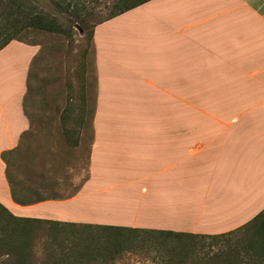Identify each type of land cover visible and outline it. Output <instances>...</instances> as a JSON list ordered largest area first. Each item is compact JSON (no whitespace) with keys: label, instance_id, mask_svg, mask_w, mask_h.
Wrapping results in <instances>:
<instances>
[{"label":"crops","instance_id":"1","mask_svg":"<svg viewBox=\"0 0 264 264\" xmlns=\"http://www.w3.org/2000/svg\"><path fill=\"white\" fill-rule=\"evenodd\" d=\"M96 2L113 16L92 33L89 177L62 190L12 175L37 51L12 40L0 69L23 63L0 72V204L32 223L193 234L264 212V0Z\"/></svg>","mask_w":264,"mask_h":264},{"label":"rangeland","instance_id":"2","mask_svg":"<svg viewBox=\"0 0 264 264\" xmlns=\"http://www.w3.org/2000/svg\"><path fill=\"white\" fill-rule=\"evenodd\" d=\"M16 1L25 3L27 0ZM82 1L87 10L93 12L88 16L91 28L87 31H79L74 26L69 34H63L29 26L18 31L13 39L37 47L28 67V76L33 77L28 101L33 127L22 139L19 149L8 156L12 175L22 177L26 185L33 187L49 184L50 188L67 190L89 177L90 130L87 126L83 130L80 127L82 122L89 121L93 103L90 32L107 10L96 0ZM32 6L36 12H54L59 20L66 16L53 0H33ZM7 56L10 58L9 54ZM22 63L2 67L0 72L16 66L20 71ZM80 131L83 137L78 142ZM7 218L10 217L6 213L0 215L3 241L8 235L2 232L1 225L8 227ZM29 225L20 237L27 242L19 246L31 253V259L24 264H51L50 255L54 253L59 257L63 254L76 257L77 264H215L211 257L218 253L226 256L230 251L227 256L230 255L235 263L247 264L248 242L255 237L251 227H241L216 237H175L50 222ZM12 261V257H0V264H12ZM227 261L225 258L219 260L221 264Z\"/></svg>","mask_w":264,"mask_h":264},{"label":"trees","instance_id":"3","mask_svg":"<svg viewBox=\"0 0 264 264\" xmlns=\"http://www.w3.org/2000/svg\"><path fill=\"white\" fill-rule=\"evenodd\" d=\"M32 3L33 0H27L25 3L17 2L16 0H0V49H2L11 40L16 39L18 31L29 26L36 27L47 32H58L63 34H69L74 26L80 29V31H87L91 28V21L89 20L88 16L91 15L93 12L91 10H87V6L82 0H53L54 5L59 8L61 12L66 13V16L63 20H59L58 17L54 16V12V15L53 13H50L48 11L36 12L33 8L34 6H32ZM112 16L113 14H106L105 17L97 21V23ZM90 33L92 37L93 29ZM2 213H6L10 218H7V222L9 223L8 227H4L3 225H1L2 232L6 231L8 236L5 237L4 241L3 237H0V257L3 255H5L6 257H12V264H24V262L28 261V259H31V253L24 251L19 246L27 242L25 240H22V238L20 237H23L21 236V233L25 232L27 228H29V224H31L32 222L24 221L23 219L15 217L2 204H0V215ZM50 223L54 225L61 224L76 227H98L110 231H145L175 237L197 235L216 237V235H219L193 234L175 232L170 230H144L139 228H129L121 226L79 224L73 222H58L52 220H50ZM241 227L242 229L251 227L255 236L254 238H251L248 242V249L246 251L248 252L247 255L249 262L247 264H264V212L260 213L255 218H252L250 221H248ZM16 232L18 233V235L14 234ZM6 239H8L7 242ZM230 252H226V256H222V254L218 253L211 257V259L215 261V264H221L219 260L223 258L228 259V261L224 264H240L235 263L233 261L234 259H230V255L227 256V254H230ZM63 255H61L60 257L57 255V253H54V255H50V263L77 264V262L79 261V259L76 257H68V254L66 256ZM238 260L240 262V259Z\"/></svg>","mask_w":264,"mask_h":264},{"label":"water","instance_id":"4","mask_svg":"<svg viewBox=\"0 0 264 264\" xmlns=\"http://www.w3.org/2000/svg\"><path fill=\"white\" fill-rule=\"evenodd\" d=\"M80 31V29H78Z\"/></svg>","mask_w":264,"mask_h":264}]
</instances>
